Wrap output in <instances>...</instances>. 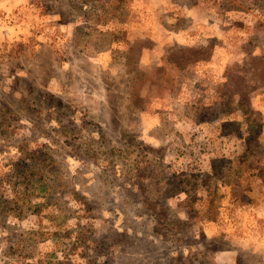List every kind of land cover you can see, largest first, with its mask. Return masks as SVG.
<instances>
[{"label":"rangeland","instance_id":"374dc122","mask_svg":"<svg viewBox=\"0 0 264 264\" xmlns=\"http://www.w3.org/2000/svg\"><path fill=\"white\" fill-rule=\"evenodd\" d=\"M0 264H264V0H0Z\"/></svg>","mask_w":264,"mask_h":264}]
</instances>
